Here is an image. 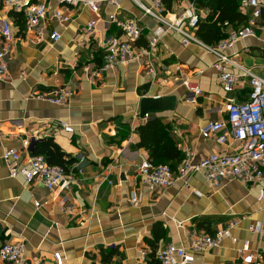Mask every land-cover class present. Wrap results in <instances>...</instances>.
Segmentation results:
<instances>
[{
	"label": "crops",
	"instance_id": "1",
	"mask_svg": "<svg viewBox=\"0 0 264 264\" xmlns=\"http://www.w3.org/2000/svg\"><path fill=\"white\" fill-rule=\"evenodd\" d=\"M187 3L174 2L168 18ZM47 7L46 36L35 42L25 33L23 13L0 5V24L9 21L14 34L6 56V79L0 81V247L4 242H24L27 264H156L166 245L188 246L192 234L213 235L234 222L231 235L238 243L226 238L216 249L196 252L193 264H243L238 249L244 240L249 241L254 261L264 264V185L232 181L213 187L196 174L189 178V188L177 181L151 192L141 186L138 175L149 154L137 147V129L152 117L170 125L169 135L181 156L184 148H190L194 162L210 153L228 152L227 146L203 139L199 130L226 119L228 100L248 98L247 78L232 92L223 91L212 67L213 55L194 44L183 46L171 32L149 58L139 53L159 24L134 0H118L116 8L101 5L97 16L82 6L73 9L48 1ZM55 10L71 21L53 20ZM198 10L201 21H206L211 12ZM109 16L136 22L142 36L134 43L136 60L101 71L109 40H123L117 26L108 22ZM92 19L97 20L94 34L85 37L83 29ZM53 32L60 34L59 41L49 39ZM257 35L263 37L258 30ZM2 43L0 35V48ZM226 53L262 74L261 39L238 41ZM148 62L154 75L146 72ZM186 80L198 84L202 92L193 103L183 86ZM63 87L71 92L64 106L37 99ZM143 99L154 101L146 108V119L140 112ZM62 124L70 126L72 133L64 132ZM24 140L33 148L52 140L72 160L67 189L50 191L39 182L9 177L2 154L21 149ZM132 192L140 196L137 207L130 203ZM65 205L73 211L65 212ZM250 226L260 233H250Z\"/></svg>",
	"mask_w": 264,
	"mask_h": 264
},
{
	"label": "built area",
	"instance_id": "2",
	"mask_svg": "<svg viewBox=\"0 0 264 264\" xmlns=\"http://www.w3.org/2000/svg\"><path fill=\"white\" fill-rule=\"evenodd\" d=\"M48 1L73 9L82 6L95 16L98 15L101 5L118 7V0H0V5L10 11L23 13L25 33L32 35L35 42H40L46 36L43 24L47 18ZM134 1L146 16L159 24L157 29L150 32L147 46L139 50V53L149 58L161 38L171 32L180 38L183 46L194 44L213 55L212 67L218 73V80L223 91L232 92L237 84L246 78L249 86L248 98L245 101L228 100L225 104V120L211 122L199 130L203 139L227 146L230 149L228 152L210 153L198 162H194L192 150L184 148L182 159L175 170L168 165L143 162L138 168L141 186H145L151 192H158L181 181L185 188H189L188 180L196 174H200L213 187L232 181H239L244 185H264V67L262 74L257 75L252 69L241 65L235 56L226 53L238 41L250 38L264 41V0H241L240 8L247 16L245 23L238 27L225 23L226 37L213 45H206L196 37L202 16L192 2L187 3L170 19L161 0H152L149 5ZM52 19L60 24L71 21L70 17L60 10L53 11ZM108 22L117 26L123 40L116 38L109 40L101 71L136 60L138 52L134 49V43L142 36L141 27L134 21L121 22L115 20L114 16H109ZM96 23L97 20L92 19L84 27L85 37L94 34ZM257 30L262 32L263 37L260 38L257 35ZM0 35L3 39L0 48V81H4L8 71L6 56L14 41L12 25L9 21H1ZM48 37L53 42L61 38L57 32L49 34ZM145 69L147 74L154 75L151 63L148 62ZM183 86L189 92L191 103L202 93L198 84L188 80L183 82ZM70 96V90L63 87L51 94L39 95L37 99L55 106H64ZM144 118H148V115L145 114ZM62 128L66 133L73 131L65 124H62ZM30 151L29 140H24L21 143V149H7L3 152L2 160L10 178L21 176L27 183L39 182L50 191L69 187L70 181L62 168L49 166L43 156L32 155ZM23 153L24 159H22ZM24 162L27 166L23 164ZM192 191L196 196H201L198 191ZM130 203L133 206H139L140 196L137 192H132ZM39 205L38 202L35 203L36 208ZM63 210L72 212L73 207L65 205ZM234 226V222L230 223L225 228L214 232L213 235L194 233L188 246L168 244L157 254L156 259L159 264H193L196 252L216 249L226 238L233 243H238V239L231 235ZM248 231L260 233L255 226H250ZM24 251V242H4L0 247V260L2 264H27ZM238 254L243 264H259L254 261L248 240L242 241ZM145 259L146 253L142 252V262H145Z\"/></svg>",
	"mask_w": 264,
	"mask_h": 264
},
{
	"label": "trees",
	"instance_id": "3",
	"mask_svg": "<svg viewBox=\"0 0 264 264\" xmlns=\"http://www.w3.org/2000/svg\"><path fill=\"white\" fill-rule=\"evenodd\" d=\"M161 1L166 11L170 12L173 3L182 0ZM188 1L196 5L197 9L211 12L206 21H200L196 31V37L206 45H213L226 37L225 23L232 27H238L247 18L240 8L241 0ZM170 129V125L165 124L161 119L150 118L137 129L140 138L137 147L144 148L148 152V161L151 163L168 165L172 170H175L182 156L169 135ZM33 149V154L43 156L49 166L60 167L65 173L69 172V168L73 164L72 160L68 159L67 155L52 140L36 143ZM156 264L159 263L156 262Z\"/></svg>",
	"mask_w": 264,
	"mask_h": 264
},
{
	"label": "water",
	"instance_id": "4",
	"mask_svg": "<svg viewBox=\"0 0 264 264\" xmlns=\"http://www.w3.org/2000/svg\"><path fill=\"white\" fill-rule=\"evenodd\" d=\"M153 103H154V101H152V100H150V99H143V100L141 101V105H140L141 110H140V112H141V115H142V116L145 115L144 113L146 112V108L148 107V105H149V104L153 105ZM153 106H154V105H153ZM32 149H33V144H30V150L32 151Z\"/></svg>",
	"mask_w": 264,
	"mask_h": 264
},
{
	"label": "rangeland",
	"instance_id": "5",
	"mask_svg": "<svg viewBox=\"0 0 264 264\" xmlns=\"http://www.w3.org/2000/svg\"><path fill=\"white\" fill-rule=\"evenodd\" d=\"M184 7V6H183Z\"/></svg>",
	"mask_w": 264,
	"mask_h": 264
}]
</instances>
